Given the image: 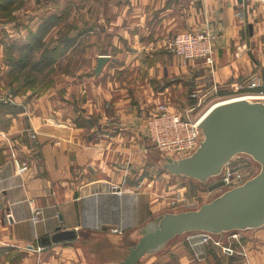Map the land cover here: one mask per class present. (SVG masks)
Returning <instances> with one entry per match:
<instances>
[{
  "label": "crops",
  "instance_id": "obj_1",
  "mask_svg": "<svg viewBox=\"0 0 264 264\" xmlns=\"http://www.w3.org/2000/svg\"><path fill=\"white\" fill-rule=\"evenodd\" d=\"M24 1L26 12L0 18V264H122L139 228L175 199L163 182L200 193L163 168L147 136L152 108L186 114L217 85L250 91L240 85L264 77V1ZM203 29L216 34L213 65L174 54L176 33ZM30 30L69 40L61 60L72 73L44 90L20 89L6 58L9 39ZM63 228L77 237L55 241ZM239 232L221 245L188 232L139 264H264V225Z\"/></svg>",
  "mask_w": 264,
  "mask_h": 264
},
{
  "label": "water",
  "instance_id": "obj_2",
  "mask_svg": "<svg viewBox=\"0 0 264 264\" xmlns=\"http://www.w3.org/2000/svg\"><path fill=\"white\" fill-rule=\"evenodd\" d=\"M101 55L95 72L108 60ZM204 138L185 156L165 155L163 168L201 182L219 177L225 165L238 153L252 156L260 169L243 183L223 190L198 208L165 211L138 230L122 264H139L157 253L176 236L188 232H211L219 236L233 230L264 225V100L236 98L213 106L200 121ZM222 179L211 182L210 190L222 186ZM55 241L77 237L75 229L63 228L53 234Z\"/></svg>",
  "mask_w": 264,
  "mask_h": 264
},
{
  "label": "built area",
  "instance_id": "obj_3",
  "mask_svg": "<svg viewBox=\"0 0 264 264\" xmlns=\"http://www.w3.org/2000/svg\"><path fill=\"white\" fill-rule=\"evenodd\" d=\"M264 1V0H251ZM216 34L209 29L199 31L182 30L174 37V52L181 56L185 62L194 59H201L206 64L213 65L216 51ZM240 87L250 88L249 95H254L257 99L264 97V77L257 79L256 76L250 78L249 81L240 85ZM239 87V88H240ZM221 88V86H220ZM218 89V85L215 86ZM201 101V99H200ZM194 108L187 110L186 114L173 110L168 103H160L152 108L151 117L148 121V135L152 142L159 149L172 156H185L192 153L204 138V133L200 127V121L205 115L193 118L191 113ZM29 169V163L23 161L19 164L21 172ZM260 169V164L252 156L246 153H238L231 161H229L221 175L215 177V181L222 179L223 185L218 189L222 191L243 183L245 180L253 176ZM113 187H117L114 185ZM41 209L34 207L33 219L40 220ZM10 215V213H9ZM203 241H213L217 245H221L222 238L211 232H201ZM230 236L240 240L241 234L238 230L230 231ZM223 250L233 254L236 249L231 244L223 245ZM245 250V247H244ZM246 253V252H244Z\"/></svg>",
  "mask_w": 264,
  "mask_h": 264
},
{
  "label": "rangeland",
  "instance_id": "obj_4",
  "mask_svg": "<svg viewBox=\"0 0 264 264\" xmlns=\"http://www.w3.org/2000/svg\"><path fill=\"white\" fill-rule=\"evenodd\" d=\"M24 2L26 4V1H23L16 8L12 9L8 13H5L4 17L3 16H1V17H3L4 19H13L15 17V15H19L21 13L26 12V5L23 4ZM19 10H20L21 13H19ZM49 39H46V41H49ZM173 42H174V39L172 41V51L174 52V43ZM174 54L179 56L175 52H174ZM194 60H201V59H194ZM190 61L191 60H189L187 62H190ZM202 61H200V62H202ZM70 66H71V61H69L68 63L64 62L62 64V60H61V56H60L57 60H55L52 63V65L47 67V69L45 71L46 75H43L44 72H41V73L37 72V78L38 79H37L36 82H40L42 86L39 85L36 89L34 88L35 91H38L40 88L42 90H44V89H47L48 87L52 86L53 82H55L56 79H57V76H56L57 74L59 75V74L62 73V74H66L67 75V74L72 73L71 72L72 70L70 69ZM24 73L25 72H21L18 76L15 74L14 75L15 82H24V80L28 76V73H26V74H24ZM34 76H35L34 72L29 74V78L30 79L34 78ZM33 82H35V81H33ZM222 88H224V87L222 86ZM220 89H221L220 85H218V89L214 88L215 92H210V93L208 92L209 94L206 93L205 99L203 100V98H202L201 101L199 102V104L197 105V107L195 109H193V111L191 113L193 118L199 117L203 113L206 114L208 112V110L210 109V107L216 102H219V101H222V100H225V99H230V98H233V97H237L239 95H244V96L249 95L248 92H243V91L242 92H238L237 90H236L237 92L236 91L235 92L231 91L229 93L223 94V93H221L219 91ZM238 89H240V88H238ZM249 96H251V95H249ZM255 99H257V98H255ZM150 115L148 116V121H149V119L151 117ZM147 136H148L149 140L151 141L150 143H151V145L153 146V148L155 150L160 151L164 156L165 155H170L169 153H165L164 151L159 149L157 146H155V144L150 139L149 135H147ZM164 156L162 157V159L164 158ZM167 171H169V170H167ZM214 180H215V177L210 178V180L207 181V182H201L200 180H197L196 181L197 182L196 183L197 184L196 185V189L199 188L200 193L196 192V190H195L196 194H191V193H195L194 190L190 192V189H188L189 190L188 191V195L185 196V197H183L182 195L180 196V194H178V193H175V191L177 189H179V186L170 189L169 187L166 188L165 187V182H163L162 183V188L163 189L165 188V190L167 189V191L169 193H166V195H163L162 197H165V198L166 197H168V198L169 197L170 198L174 197L175 198L174 200L173 199L168 200L164 204L165 210L163 209L164 210L163 212H165V211H180V210H187V209H195V208H198L204 202H207V201L211 200L214 196H216L217 194L222 192L221 189H215V190H210L209 189V185L211 184V182H214ZM171 183L172 182L170 181L169 185H171ZM180 197H183V198L179 200ZM169 201H171V203ZM180 236H182V235L176 236L177 239H176V237H175V239L178 240V237L180 238ZM218 237L219 236L216 235V238H218ZM210 242H213V241H210ZM244 252H246V253H244ZM242 253L244 255H246V256L248 255L246 247H245V250H244V248H242Z\"/></svg>",
  "mask_w": 264,
  "mask_h": 264
},
{
  "label": "trees",
  "instance_id": "obj_5",
  "mask_svg": "<svg viewBox=\"0 0 264 264\" xmlns=\"http://www.w3.org/2000/svg\"><path fill=\"white\" fill-rule=\"evenodd\" d=\"M23 1L24 0H0V18H3L5 13L16 8ZM44 35L45 34L39 30H30L26 36L12 37L6 44V58L12 65L10 73H13V77L15 74L18 76L21 72H25L24 74L28 73L20 89H36L41 85L40 82H36L38 79L37 72H44L43 75H46L45 71L47 67L52 65L68 47L69 40H62V42L58 44H52L50 41L44 40ZM33 72L35 76L30 79L29 74ZM219 91L223 94L231 92L225 91L223 88ZM134 242L135 240L132 241V244Z\"/></svg>",
  "mask_w": 264,
  "mask_h": 264
},
{
  "label": "bare ground",
  "instance_id": "obj_6",
  "mask_svg": "<svg viewBox=\"0 0 264 264\" xmlns=\"http://www.w3.org/2000/svg\"><path fill=\"white\" fill-rule=\"evenodd\" d=\"M248 96H249V95H247V96L239 95V96H237V97H233V98H230V99H225V100H222V101L216 102V103H214V104L210 107V109H211L213 106L219 104L220 102H224V101H228V100H233V99H236V98H244V97H248ZM251 96H253V97H250V98H254V97H256V96H254V95H251ZM261 97H264V96H261Z\"/></svg>",
  "mask_w": 264,
  "mask_h": 264
}]
</instances>
